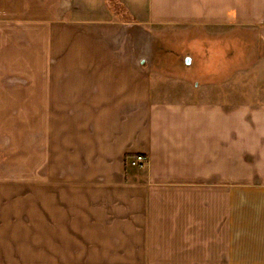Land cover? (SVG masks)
Returning a JSON list of instances; mask_svg holds the SVG:
<instances>
[{
	"label": "crops",
	"instance_id": "0c3cea01",
	"mask_svg": "<svg viewBox=\"0 0 264 264\" xmlns=\"http://www.w3.org/2000/svg\"><path fill=\"white\" fill-rule=\"evenodd\" d=\"M118 1L0 0V264H264V0Z\"/></svg>",
	"mask_w": 264,
	"mask_h": 264
},
{
	"label": "rangeland",
	"instance_id": "374dc122",
	"mask_svg": "<svg viewBox=\"0 0 264 264\" xmlns=\"http://www.w3.org/2000/svg\"><path fill=\"white\" fill-rule=\"evenodd\" d=\"M120 15H122V13ZM163 34L155 37L159 51L161 50L164 52L166 49L177 51L178 59L173 60V62L175 61L173 64L177 65L171 64L169 60L168 62L165 61L168 66L171 64L169 66V71H172L173 75H182L193 82L197 81L202 83L211 82L212 78H214V80L222 78V76L219 75L211 77V74L202 73L200 71L202 67V55H196L191 47V41L202 35L197 32V30L169 28V30H164ZM180 46L181 49H179Z\"/></svg>",
	"mask_w": 264,
	"mask_h": 264
},
{
	"label": "trees",
	"instance_id": "16d2710c",
	"mask_svg": "<svg viewBox=\"0 0 264 264\" xmlns=\"http://www.w3.org/2000/svg\"><path fill=\"white\" fill-rule=\"evenodd\" d=\"M105 4L111 10V12L115 15V17L117 19H121L122 21H129V22L131 21V17L129 15L128 11L125 9V7L118 0H105ZM121 13H122V15H120ZM191 47L194 50L196 55L197 54L202 55L201 61L203 64H205V62L208 59V58H206L208 56V53H206V52H209L207 49V43H204V44L202 43V44H199L197 46L191 45ZM164 52H166L168 54L173 53V55L174 54L177 55V51H173L170 49H168V50L166 49Z\"/></svg>",
	"mask_w": 264,
	"mask_h": 264
},
{
	"label": "built area",
	"instance_id": "2783aa9c",
	"mask_svg": "<svg viewBox=\"0 0 264 264\" xmlns=\"http://www.w3.org/2000/svg\"><path fill=\"white\" fill-rule=\"evenodd\" d=\"M145 163V158L143 155H135L129 159L128 165L132 168H141Z\"/></svg>",
	"mask_w": 264,
	"mask_h": 264
},
{
	"label": "flooded vegetation",
	"instance_id": "af4514ba",
	"mask_svg": "<svg viewBox=\"0 0 264 264\" xmlns=\"http://www.w3.org/2000/svg\"><path fill=\"white\" fill-rule=\"evenodd\" d=\"M202 73H203V71L202 70H200Z\"/></svg>",
	"mask_w": 264,
	"mask_h": 264
},
{
	"label": "water",
	"instance_id": "95a60500",
	"mask_svg": "<svg viewBox=\"0 0 264 264\" xmlns=\"http://www.w3.org/2000/svg\"><path fill=\"white\" fill-rule=\"evenodd\" d=\"M186 60H188V59H186Z\"/></svg>",
	"mask_w": 264,
	"mask_h": 264
}]
</instances>
